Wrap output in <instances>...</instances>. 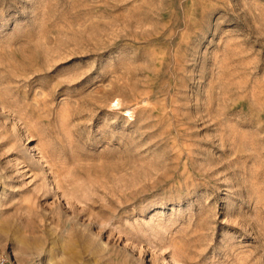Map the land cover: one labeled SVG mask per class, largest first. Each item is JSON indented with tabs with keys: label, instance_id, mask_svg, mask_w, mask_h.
<instances>
[{
	"label": "rangeland",
	"instance_id": "374dc122",
	"mask_svg": "<svg viewBox=\"0 0 264 264\" xmlns=\"http://www.w3.org/2000/svg\"><path fill=\"white\" fill-rule=\"evenodd\" d=\"M0 256L264 264V0H0Z\"/></svg>",
	"mask_w": 264,
	"mask_h": 264
},
{
	"label": "built area",
	"instance_id": "2783aa9c",
	"mask_svg": "<svg viewBox=\"0 0 264 264\" xmlns=\"http://www.w3.org/2000/svg\"><path fill=\"white\" fill-rule=\"evenodd\" d=\"M0 264H15V263L8 260L5 256H0Z\"/></svg>",
	"mask_w": 264,
	"mask_h": 264
}]
</instances>
